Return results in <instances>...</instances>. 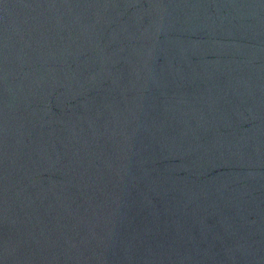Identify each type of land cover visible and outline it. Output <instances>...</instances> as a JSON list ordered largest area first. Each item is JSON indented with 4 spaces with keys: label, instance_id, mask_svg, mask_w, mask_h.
<instances>
[{
    "label": "water",
    "instance_id": "water-1",
    "mask_svg": "<svg viewBox=\"0 0 264 264\" xmlns=\"http://www.w3.org/2000/svg\"><path fill=\"white\" fill-rule=\"evenodd\" d=\"M0 264H264V0H0Z\"/></svg>",
    "mask_w": 264,
    "mask_h": 264
}]
</instances>
